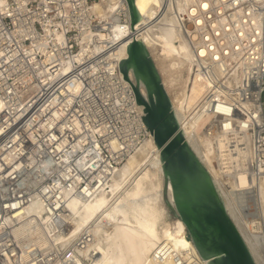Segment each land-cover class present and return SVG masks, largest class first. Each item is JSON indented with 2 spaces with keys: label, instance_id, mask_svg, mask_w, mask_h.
<instances>
[{
  "label": "built area",
  "instance_id": "built-area-1",
  "mask_svg": "<svg viewBox=\"0 0 264 264\" xmlns=\"http://www.w3.org/2000/svg\"><path fill=\"white\" fill-rule=\"evenodd\" d=\"M103 1L0 0V264H91L88 229L72 239L62 221L67 201L107 185L150 132L116 55L117 27L131 26L127 2L101 16ZM157 17L174 20L207 86L201 135L216 155L225 139L229 176L248 181L231 188L235 207L264 225V1L161 0ZM30 205L48 226L19 218Z\"/></svg>",
  "mask_w": 264,
  "mask_h": 264
},
{
  "label": "bare ground",
  "instance_id": "bare-ground-1",
  "mask_svg": "<svg viewBox=\"0 0 264 264\" xmlns=\"http://www.w3.org/2000/svg\"><path fill=\"white\" fill-rule=\"evenodd\" d=\"M116 5L117 0H104L96 4V12L104 16L114 11ZM135 5L143 20L146 18L152 21L143 37L139 32H135V37L144 40L151 54L171 100L180 129L193 152L210 173L227 212L245 240L256 264H264V225L252 226L235 207L234 195L230 192L234 187L238 190L245 189L248 181L243 174L235 180L229 176L232 170L227 165L229 158L225 153L226 140H220V155H216L211 147L212 141L200 133L201 127L209 119L207 118L209 116L197 112L207 86L200 75L194 76L193 67L189 70L190 76L187 75L188 69L192 66L191 52L176 34L174 20H161L157 17L161 0H135ZM133 37L131 26L117 27L114 39L121 41L116 48L119 64L127 59V46ZM120 75L124 80L121 72ZM189 77L192 78L191 86H194L190 94ZM130 78V83L136 84L132 74ZM124 82L135 96L132 86L127 81ZM141 89L145 93L144 88ZM193 94L197 103L194 105L191 102ZM138 107L144 117V108ZM218 157H222L224 161L220 162L225 164L224 171L216 166ZM163 179L160 150L156 148L153 135L149 132L137 154L115 171L107 185L103 184L99 188L94 186L83 195L79 194L67 201L66 211L61 216L62 221L72 225L70 230L72 239L84 229H88L92 242L83 256L90 258L92 253L97 254L91 264H172L168 257L170 253L180 255L189 263L194 261L197 264L208 263L203 262L198 255L194 244L188 239L184 223L179 218L175 222L163 221L165 208L158 193L146 200L136 199L147 189L150 191L157 189V186L160 188ZM167 191L173 204L170 185L167 186ZM260 194L264 208V180L260 185ZM19 218L42 222L47 226L50 223L49 216L44 215L35 205L25 209ZM89 221L94 225L91 226ZM65 236L59 235L58 238L62 239ZM158 254H163L165 260L163 261Z\"/></svg>",
  "mask_w": 264,
  "mask_h": 264
},
{
  "label": "water",
  "instance_id": "water-1",
  "mask_svg": "<svg viewBox=\"0 0 264 264\" xmlns=\"http://www.w3.org/2000/svg\"><path fill=\"white\" fill-rule=\"evenodd\" d=\"M134 37L127 46L128 57L120 72L144 108L142 122L153 135L165 179L164 201L185 225L188 239L207 264H256L245 240L227 212L213 179L189 146L173 112L169 95L151 54L135 28L144 24L135 0H126ZM130 74L136 84H131ZM141 87L144 88L145 93ZM173 195L172 208L166 188Z\"/></svg>",
  "mask_w": 264,
  "mask_h": 264
},
{
  "label": "rangeland",
  "instance_id": "rangeland-1",
  "mask_svg": "<svg viewBox=\"0 0 264 264\" xmlns=\"http://www.w3.org/2000/svg\"><path fill=\"white\" fill-rule=\"evenodd\" d=\"M192 68V66L188 69V71H187V75L188 76H190V69ZM190 78V77H189ZM192 78H190V82H189V85H188V89H189V94L190 93H192L193 92V87L194 86H191V84H192V80H191ZM195 94V93H194ZM193 94V98H192V100H191V102H192V105H194V104H197L196 103V101L194 100L195 99V95ZM196 94H198V93H196ZM202 128V127H201ZM201 130V129H200ZM161 187L159 188L158 186H157V189H150V191L147 189L145 192H144V194H142V195H140V196H138V197H136V199L138 200V201H141V200H146V199H149V198H152V197H154L157 193L159 194V196H160V200H161V202H162V205L164 206V208H165V212H164V217H163V221L165 220L166 222H175L177 219H178V217H175L174 215H173V213L171 212V210L169 209V207H168V205L166 204V202L164 201V186H165V180L163 179L162 180V182H161ZM161 189V190H160ZM162 195V196H161ZM166 197H167V202H168V204L171 206V208H172V203L170 202V200H169V197H168V191H167V188H166ZM132 199H130V201H131ZM90 223L89 224H91V226H93L94 224L91 222V221H89Z\"/></svg>",
  "mask_w": 264,
  "mask_h": 264
}]
</instances>
